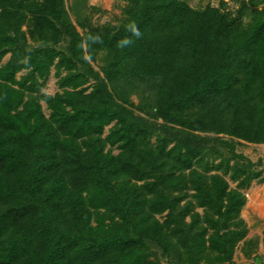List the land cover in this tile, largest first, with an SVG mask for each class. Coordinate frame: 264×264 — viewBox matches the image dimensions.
<instances>
[{
	"label": "trees",
	"instance_id": "16d2710c",
	"mask_svg": "<svg viewBox=\"0 0 264 264\" xmlns=\"http://www.w3.org/2000/svg\"><path fill=\"white\" fill-rule=\"evenodd\" d=\"M125 2L95 25L86 0H0V264H264L240 217L260 173L236 150L264 145V0Z\"/></svg>",
	"mask_w": 264,
	"mask_h": 264
},
{
	"label": "rangeland",
	"instance_id": "374dc122",
	"mask_svg": "<svg viewBox=\"0 0 264 264\" xmlns=\"http://www.w3.org/2000/svg\"><path fill=\"white\" fill-rule=\"evenodd\" d=\"M66 2L70 0H65ZM180 2L185 3L190 8L196 11H202L205 7L210 6L213 8H219L223 12H228L231 14L233 18L237 16V10L241 4V2L247 3L250 6V10L252 9V2H260V0H179ZM86 5L90 7H94L97 11H101L99 13L97 11L91 12L88 16H90L91 22L95 25H102L104 23L111 24H119L121 18H123V10L126 5L125 0H86ZM69 14V12H68ZM70 15V14H69ZM70 19L74 21L73 16L70 15ZM244 20H242L243 22ZM7 60V56L2 60L4 63ZM101 65V60L98 64L92 65L93 70L99 71V67ZM57 79L53 76V72H51L50 76L46 79L43 84V88L41 90L42 93L52 96L55 93H58V87L56 84ZM132 102L136 104L137 100L133 96ZM43 112L47 116L48 111L45 108L43 102H41ZM104 135L107 134V128L104 129ZM150 143L155 145V139H151ZM246 145V144H245ZM244 146V145H242ZM242 146L237 147V151L242 153L244 157L249 158L253 164H256L255 171H258L259 177L257 179L252 180L246 187H243L241 192L244 193L245 197V205L241 211L240 217L244 221L248 229V235L246 239H254L257 240V248L255 249V253L258 254L262 260L264 261V248L261 242L262 231L264 229V145H249L247 147ZM111 149L112 155H117L118 150L115 149V146L109 147L106 146V149ZM208 162V171L207 175L218 174L221 175L229 184L230 189H239V184L241 179L234 180L232 179V175L234 172V164L233 161L226 160V157H212L207 160ZM197 212H202L201 209H197ZM188 218H186L187 221ZM242 242H239L237 246H240ZM253 252V256L255 255ZM160 264H165L164 262H160ZM233 264H252L251 258L246 259L242 253L240 252V248L234 253L233 256Z\"/></svg>",
	"mask_w": 264,
	"mask_h": 264
},
{
	"label": "clouds",
	"instance_id": "9594fccd",
	"mask_svg": "<svg viewBox=\"0 0 264 264\" xmlns=\"http://www.w3.org/2000/svg\"><path fill=\"white\" fill-rule=\"evenodd\" d=\"M129 31L133 34V36H135L136 38H140L142 36V33L139 31L138 27L135 25V23H133L131 25V27L129 28ZM133 41L131 39L125 38L124 40H122L119 44L118 47H125L128 46L130 44H132Z\"/></svg>",
	"mask_w": 264,
	"mask_h": 264
}]
</instances>
